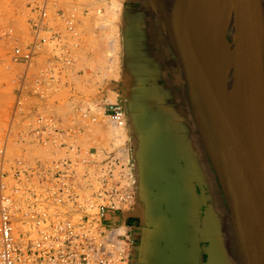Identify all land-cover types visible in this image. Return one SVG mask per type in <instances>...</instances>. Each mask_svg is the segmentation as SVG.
Listing matches in <instances>:
<instances>
[{
  "label": "built area",
  "instance_id": "obj_1",
  "mask_svg": "<svg viewBox=\"0 0 264 264\" xmlns=\"http://www.w3.org/2000/svg\"><path fill=\"white\" fill-rule=\"evenodd\" d=\"M110 2L25 0L26 31L8 26L1 35L18 77L0 138V264H127L129 234L107 218L135 199L131 149L106 135L124 131L125 109L88 95L61 117L49 103L64 78L84 72L74 69L91 55ZM14 143L38 154L23 148L12 157Z\"/></svg>",
  "mask_w": 264,
  "mask_h": 264
},
{
  "label": "crops",
  "instance_id": "obj_2",
  "mask_svg": "<svg viewBox=\"0 0 264 264\" xmlns=\"http://www.w3.org/2000/svg\"><path fill=\"white\" fill-rule=\"evenodd\" d=\"M174 1L163 0V13L157 0H121V76L111 87L125 109L122 143L136 161L137 182L132 204L109 212L108 223L129 234L127 264H243L236 227L170 42ZM219 1L196 0L191 8L190 41L199 48L207 40L196 61L204 74L209 58L222 51L205 56L215 43Z\"/></svg>",
  "mask_w": 264,
  "mask_h": 264
},
{
  "label": "water",
  "instance_id": "obj_3",
  "mask_svg": "<svg viewBox=\"0 0 264 264\" xmlns=\"http://www.w3.org/2000/svg\"><path fill=\"white\" fill-rule=\"evenodd\" d=\"M196 0H175L169 38L180 62L192 113L233 222L243 264H264V25L260 0H229L238 68L233 87L217 100L193 61L191 8ZM165 13L163 0H157ZM247 108L233 120L238 98Z\"/></svg>",
  "mask_w": 264,
  "mask_h": 264
},
{
  "label": "rangeland",
  "instance_id": "obj_4",
  "mask_svg": "<svg viewBox=\"0 0 264 264\" xmlns=\"http://www.w3.org/2000/svg\"><path fill=\"white\" fill-rule=\"evenodd\" d=\"M110 5L111 7H106V11L100 19L96 20V24L100 25V28H98L95 36L89 41V47L92 49L91 55L82 60L74 69V71H77L79 68H85L84 72L64 78L63 81H66V85H62L61 89L52 93L49 97V103L53 107L52 112L56 116H73V110L69 106L71 101L75 102L85 96L88 99V95L99 103L105 101L116 102L108 97L110 94L116 96L111 85L114 82H118L121 76L119 32L112 35L116 31L112 30L114 26L119 31L117 23L121 8L112 6L111 2ZM24 6L25 0H0V138L3 136L4 130L10 120L11 107L14 102L15 81L18 77V68L10 62V46L6 42L5 37L1 35L8 26H15L21 32L26 31ZM110 16L112 20L107 19ZM229 39L232 40V37L229 36ZM205 41L207 43V40H204L202 43ZM202 43L197 49V55L200 54L198 50H202L203 48ZM233 75L232 72L231 78H229L230 81L227 84V91L233 87ZM70 89L81 92V95L69 92ZM120 133V138H122L125 134H122L124 132ZM111 135L114 134H110V138H113ZM115 136L117 137L116 133ZM120 138L116 139L118 142L114 141L115 139L113 140L114 145H118V143H122L125 140L119 141ZM13 146L10 148V155L12 157L17 152H21L23 148L31 149L36 153L39 151L36 147H29L21 143L17 145L14 143Z\"/></svg>",
  "mask_w": 264,
  "mask_h": 264
},
{
  "label": "bare ground",
  "instance_id": "obj_5",
  "mask_svg": "<svg viewBox=\"0 0 264 264\" xmlns=\"http://www.w3.org/2000/svg\"><path fill=\"white\" fill-rule=\"evenodd\" d=\"M111 4L112 6L114 7L116 6V8L119 9L121 8L122 5L121 0H111ZM108 6L111 7L110 4H107V7ZM215 13L218 16L217 18L219 19L216 30L213 31L216 32L215 41H214L215 43L211 45L210 50L206 52L205 56L206 58H208L214 49H216L217 52H220L221 50L222 51L218 55L213 54L209 58L205 68V74L203 69L201 68L199 69L205 75L209 85L211 86V88L215 93L217 100H221L225 96L227 84L230 81L229 78H231L230 76L232 72L238 68V61L236 59L234 41L229 39V36L232 37L233 35L232 9L229 0H220L219 7H217ZM107 19L112 20L111 16L108 17ZM112 30H116L112 33V35L118 32L116 26H114ZM190 46L192 50L193 61L196 64L197 61L196 55L198 49L197 41L195 39L190 41ZM108 98L116 100V96L114 94H110ZM246 108H247V102L244 101L242 97L238 98L231 106L232 119L236 120L241 115V112ZM112 131L114 135H111V137L115 139L114 141H117L116 139L121 137V133L119 130H112ZM115 133L117 134V137L115 136ZM106 135L110 139L109 130L106 132ZM124 139H125V135L122 138H120L119 141Z\"/></svg>",
  "mask_w": 264,
  "mask_h": 264
}]
</instances>
